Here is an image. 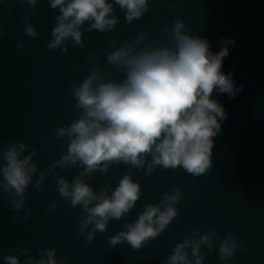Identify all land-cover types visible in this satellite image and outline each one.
<instances>
[{
    "label": "clouds",
    "instance_id": "1",
    "mask_svg": "<svg viewBox=\"0 0 264 264\" xmlns=\"http://www.w3.org/2000/svg\"><path fill=\"white\" fill-rule=\"evenodd\" d=\"M0 2L8 4V12L0 10V15H10L16 0ZM19 3L35 12L38 0H19ZM48 3L52 9L58 8L60 14L55 17L47 48L59 49L61 53L68 52L69 40L73 47H84L86 24L88 32H113L120 21L116 6L124 13L128 25L140 20L149 10V0H48ZM27 17L25 12L22 25L25 34L38 37ZM153 31L160 32L161 38L149 40L148 33L141 29L135 38L124 40L119 46L116 41L108 40L114 50H104L105 62L121 72L123 79H112L98 67L100 58L88 55L91 68L80 83L72 84L69 93L80 115L55 129L57 139L66 138L67 150L52 160L48 168L40 170L34 159L35 148L29 152L28 145L20 140L4 143L0 150V192L7 193L4 199L14 211L22 210L25 201L32 198L27 194L29 186L42 189L51 171L57 178L59 195L72 208L82 210L77 236L91 244L97 232L107 230L110 220L125 218L140 199L141 185L134 180L132 169H142L145 175H150L157 168L173 171L182 168L193 180L210 172L214 139L228 116L213 94L231 99L243 90V86H236L231 72L221 71L223 60L229 55L227 45H234L235 40L221 38L219 43L224 47L213 52L207 37L191 33L179 17L171 25L163 21V27L157 25ZM4 34L0 27V37ZM16 47L25 45L17 43ZM44 143L48 145L47 140ZM121 163L130 171L115 188L105 185L96 191L86 182L96 171L107 174L112 165ZM72 167L81 170L71 181L52 171ZM36 173L39 174L33 179ZM184 195L180 187L171 193L162 192L158 203L145 204L137 219L122 225L125 230L107 238L108 244L115 247L126 243L134 251L142 249L178 216L176 205ZM57 207L52 201L48 211ZM30 215L31 211H26L24 219ZM217 245L221 264L231 260L238 249L243 250L232 234L221 238L215 229L208 234L193 230L174 246L165 264H202L206 258L202 247L211 253ZM29 251L10 247L3 260L5 264H67V258L58 256L54 246L39 245L38 258L29 255ZM16 252L20 255L12 254ZM20 256L26 258L21 261Z\"/></svg>",
    "mask_w": 264,
    "mask_h": 264
},
{
    "label": "water",
    "instance_id": "2",
    "mask_svg": "<svg viewBox=\"0 0 264 264\" xmlns=\"http://www.w3.org/2000/svg\"><path fill=\"white\" fill-rule=\"evenodd\" d=\"M182 19L191 33L207 37L211 50L227 45L221 71L243 90L216 96L227 112L214 139L210 172L193 180L182 168L161 170V193L180 187L178 216L155 239L154 264H165L174 246L193 230L234 235L238 249L226 264H264V0H185ZM202 264H221L218 245L206 247ZM190 255V252H189Z\"/></svg>",
    "mask_w": 264,
    "mask_h": 264
}]
</instances>
